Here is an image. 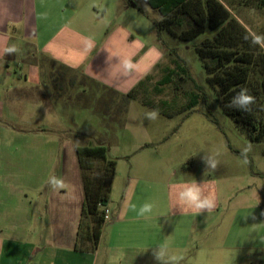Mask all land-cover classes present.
Returning <instances> with one entry per match:
<instances>
[{
  "label": "rangeland",
  "instance_id": "rangeland-1",
  "mask_svg": "<svg viewBox=\"0 0 264 264\" xmlns=\"http://www.w3.org/2000/svg\"><path fill=\"white\" fill-rule=\"evenodd\" d=\"M48 3L53 29L73 31L84 59L78 71L66 69L49 63L44 53L25 44L22 56L34 55L38 62L32 61L39 64L42 74L26 81L24 75L20 77L29 72L28 64L13 62L11 66L18 70L13 76L18 79L2 81L1 169L4 158H11L10 162L21 163L15 169L19 176L25 170L21 182L17 181L21 187L16 199L39 201L43 198L40 194L50 189L53 200L69 203L70 212L79 209L85 199L84 174L76 146L105 145L108 159L116 161L114 189L109 194L112 204L128 185L130 191L139 184L143 187L140 191L148 194L149 185L167 178L176 182L187 168H191L187 175L192 180L204 181L206 194L214 192L221 205L212 210L208 225L197 226L196 233L208 235L197 240L195 261L222 264L217 235L225 217L233 222L235 216L258 215L257 233L263 244L264 48L251 41L253 34L264 35V0H200L201 10L199 0H189L193 11L179 16V25L171 26L173 34L167 23L179 12L163 18L146 0ZM44 4L47 0H38L42 13ZM219 7L223 12H217ZM161 57L164 59L156 67L154 62ZM152 65L155 68L142 81L140 76ZM166 66L175 69V74L158 93L155 87ZM241 86L251 95L256 93L255 106L260 105L263 127L259 141L251 139L247 116L232 117L222 105L230 102L224 89L240 90ZM196 95L198 104L189 107ZM151 109L159 110L158 119L145 118V111ZM246 146L250 151L244 164L241 151ZM205 152L219 153L217 168L207 173ZM33 164L35 170L29 178L26 172ZM100 166L101 162H95L94 171L101 172ZM132 168L134 174L143 175V181L133 179ZM50 176L61 178L63 187L53 189ZM24 186H28V195L23 193ZM38 186L34 197L32 188ZM252 259L264 264L263 251L244 256L243 264Z\"/></svg>",
  "mask_w": 264,
  "mask_h": 264
},
{
  "label": "crops",
  "instance_id": "crops-1",
  "mask_svg": "<svg viewBox=\"0 0 264 264\" xmlns=\"http://www.w3.org/2000/svg\"><path fill=\"white\" fill-rule=\"evenodd\" d=\"M40 5L42 8L43 4ZM45 6L46 9L42 13L38 0H0V88L4 89L2 81L5 79H18L13 76L18 73V70L11 66L13 62L19 65L21 62L28 64L29 72L21 74L20 77L24 75L26 81L42 74L39 64L32 61L33 58L36 60L34 55L30 57L29 52L28 57L22 56L25 44L26 47L32 45L40 53H44L49 63L75 71L81 67L84 59L81 58V43L74 39L70 29V34L65 31V27L60 30L53 29V19L47 10L48 0ZM62 7L63 5L61 9ZM52 30L55 31L54 34H50ZM12 47H15L16 51L8 52ZM163 59L164 57L158 58L154 62L155 66L158 67ZM155 66H148L140 79L147 80ZM169 69L171 68L166 66L163 71ZM163 78L164 75L158 83ZM163 90L162 87L161 92ZM14 92L15 89L10 94ZM77 147L79 146H76V152ZM10 159L4 158L3 169L0 165V264H158L153 256V248L165 239L168 240L170 252L182 257L178 264L204 263L201 259H193V249L196 248L198 239L208 235L203 232L196 233L197 226L208 225L213 209L205 212L185 210L178 202V189L170 185L196 181L187 175L190 173L188 169L191 168H187V172L178 177L176 182L172 183V180L167 178L165 182L149 185L148 194L144 190L140 191L142 186L138 184L137 189L130 191L129 185L126 186L117 202L113 204L109 195L105 210L110 218L105 220L98 244L92 249L90 240L83 244L78 242L85 199L82 198L79 209L74 212L69 211V203L53 200L50 189L40 194L43 198L39 201L32 198L29 201L16 199L21 187L18 183L23 178L20 176L25 170L22 169V175L19 176V170L15 169H19L21 163H12ZM34 165L27 169L26 176L29 178L35 170ZM134 172L136 170L132 168L130 174ZM141 176V173L134 174L133 179L141 182ZM172 176L176 177L175 173L172 172ZM115 179L116 170L111 183V193ZM196 182L203 184L204 190H207L203 180ZM27 188L28 186H24L23 193L26 195L29 192ZM38 189L39 186L32 188L34 197L38 194ZM145 201L155 204L148 218L139 217L137 212L132 210V205L135 204L138 208ZM220 205V202L216 203L214 209L218 210ZM90 223L93 224L91 221ZM228 224L231 225L230 229ZM220 225L217 236L221 242L218 255L222 264H243L244 256L251 255L252 251L261 250L264 253V243L260 244L257 233L260 230L258 215L246 218L235 216L233 222H229L225 217ZM197 249L200 250V246ZM119 252L123 254L119 259H114ZM249 263L255 264V261L252 259Z\"/></svg>",
  "mask_w": 264,
  "mask_h": 264
},
{
  "label": "trees",
  "instance_id": "trees-1",
  "mask_svg": "<svg viewBox=\"0 0 264 264\" xmlns=\"http://www.w3.org/2000/svg\"><path fill=\"white\" fill-rule=\"evenodd\" d=\"M189 0H146L148 5L159 12L163 18H168L175 14L177 11L178 15L175 16V20L169 21L167 23V28L173 34V26L179 25V16L183 14H189L192 12V7L187 3ZM200 3V0H199ZM134 4V2H133ZM135 5V4H134ZM202 6L200 3V9ZM216 9V8H215ZM217 12H223L224 9L221 7ZM221 9V10H220ZM175 12V13H174ZM187 12V13H186ZM172 26V28H171ZM174 29V28H173ZM178 68V67H177ZM164 78L158 83L157 92H161L162 87L171 83V79L175 74V69H169L165 71ZM264 86V80H263ZM240 90L226 88L224 93H226V98L231 101L232 97L235 96ZM254 93L253 96H255ZM198 104V96L196 95L189 101V107H194ZM229 103L225 102L222 105L226 113L232 117H240V115H245L249 119L248 127L250 131L251 139L261 140L262 125L259 123V108L260 105L251 106L250 111H243L237 108L227 107ZM264 109V107H263ZM264 111V110H263ZM261 126V127H260ZM108 149L105 145H95V146H79L77 147V155L80 163V167L84 174V187H85V201L82 210V219L79 227L78 242L79 244L87 240L92 243V249H95L98 240L100 238L102 227L105 222V206L109 201V194L111 191V182L115 173L116 161L108 159L107 157ZM101 162L99 167L101 172H95L94 163ZM88 219V220H87ZM90 221L93 223L91 225Z\"/></svg>",
  "mask_w": 264,
  "mask_h": 264
},
{
  "label": "clouds",
  "instance_id": "clouds-1",
  "mask_svg": "<svg viewBox=\"0 0 264 264\" xmlns=\"http://www.w3.org/2000/svg\"><path fill=\"white\" fill-rule=\"evenodd\" d=\"M247 39V37H246ZM253 44L264 48V35H252ZM8 52H15V47L9 48ZM256 103V98L249 93V90L241 86L240 91L232 97L231 101L227 105L230 108H237L243 111H250L251 106ZM159 110L151 109L145 111V118L149 121H153L159 118ZM250 151V146H246L241 151L242 163L247 164V154ZM218 152H205L203 156V162L206 166V173L210 170H215L218 166ZM205 173V174H206ZM49 184L53 189L58 187H63V180L56 176L49 177ZM178 189L176 192V196L178 198V202L181 206L185 208V210H193L197 212H205L211 211L216 206V198L214 192L205 193L203 184L193 182H185L182 184H177L173 186ZM155 204L149 201H145L138 208L134 204L132 205V210L137 212V215L142 218H148L153 210ZM122 252H119L117 257L114 259H119L122 255ZM153 256L158 264H178L179 260L182 259L181 256L176 254H172L170 252L168 240L165 239L164 242L160 243L156 247L153 248Z\"/></svg>",
  "mask_w": 264,
  "mask_h": 264
},
{
  "label": "built area",
  "instance_id": "built-area-1",
  "mask_svg": "<svg viewBox=\"0 0 264 264\" xmlns=\"http://www.w3.org/2000/svg\"><path fill=\"white\" fill-rule=\"evenodd\" d=\"M104 209H105V208H104ZM109 218H110V216H109V214H108V211L105 210V220L107 221V220H109Z\"/></svg>",
  "mask_w": 264,
  "mask_h": 264
}]
</instances>
